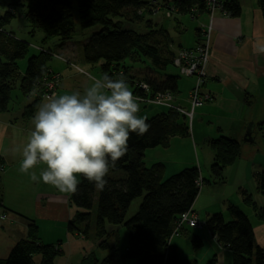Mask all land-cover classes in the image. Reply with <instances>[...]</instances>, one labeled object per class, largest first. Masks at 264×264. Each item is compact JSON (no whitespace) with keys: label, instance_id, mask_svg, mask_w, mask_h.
I'll return each mask as SVG.
<instances>
[{"label":"trees","instance_id":"1","mask_svg":"<svg viewBox=\"0 0 264 264\" xmlns=\"http://www.w3.org/2000/svg\"><path fill=\"white\" fill-rule=\"evenodd\" d=\"M75 2L79 28L98 27L96 32L80 42L84 64L98 67L103 75L115 78L120 71L125 75L130 71L132 73L127 63H134L129 58L137 56L155 75L142 73L140 78L129 75V87L133 88V80L139 79L146 83L150 94L178 93L180 76L165 73L172 66L173 57L170 48L172 42L167 33L153 30L156 26L150 20L145 22L147 32L144 33L122 29V21L136 25L144 22L141 14L151 11L148 0ZM259 2L264 9V0ZM220 4L226 15L239 17L241 8L238 0H220ZM167 6L176 8L180 15L192 16L196 12L203 14L208 11L205 0H170ZM17 11L28 25L29 36L37 32L42 35L38 50L33 51L30 43L9 29ZM75 34L72 0H0V114L10 111L13 102L11 94L16 89L24 98L38 96L23 107L24 119L29 120L34 116L39 94L48 79V63L55 49L72 42ZM50 42V46L46 47ZM21 61H25L22 71L19 68ZM132 91L138 96L144 94L141 90ZM146 123L150 127L144 135L130 134L128 150L105 177L108 185L103 191L81 176L78 178V191L69 194V204L74 213L66 224L67 233L86 238L94 225L95 234L100 239L98 247L106 254L101 259H94L92 264H125L128 259L134 260L135 264H172V259L176 257L177 249L172 244L175 237L172 234L177 228L178 218L193 211L204 180H201L194 166L165 177L164 164L156 162L146 166L143 162L135 161L130 152L132 146L137 147L139 153L155 148L167 149L172 139L190 135L188 118L174 109H165L146 118ZM208 144L213 154L210 166L212 179L221 182L223 170L240 157L241 144L225 136L210 140ZM1 166L2 161L0 169ZM254 180L257 193L264 197V170L257 172ZM242 195L245 206L252 210L259 222L264 223V207H257L249 194L242 192ZM135 200H140L137 211L127 218L130 205ZM3 208L6 210L0 190V211ZM228 210L233 218L229 222L221 214L207 215L204 224L210 235L230 251L232 264H264V247L255 244L248 217L236 207L231 206ZM93 215L95 220L92 224ZM107 226L125 229L127 246L124 251H119L116 235H113L112 244H108L106 239L112 237V233H109ZM187 229H181L180 234ZM192 239L199 242L198 236L193 235ZM60 245L61 242L44 243L35 222L29 221L26 238L15 243L0 264H34L36 256L40 257L39 264H53L54 259L63 253ZM185 264L196 263L189 260Z\"/></svg>","mask_w":264,"mask_h":264},{"label":"crops","instance_id":"2","mask_svg":"<svg viewBox=\"0 0 264 264\" xmlns=\"http://www.w3.org/2000/svg\"><path fill=\"white\" fill-rule=\"evenodd\" d=\"M154 1L163 4V6L164 4L165 6L169 5L170 2V0ZM238 2L241 13L239 17L236 18L216 12L211 14L212 16L208 22V17L206 16L208 13L205 12L199 14L196 20L192 21L189 17L190 15H180L178 12L174 11L172 17L168 19V21H174V26H168L169 31L174 34L175 32L179 33L185 30L183 26V21L185 22L184 17H189V21L195 24L192 36L193 40L190 44L183 45L179 43L180 40L176 34L174 38L169 36L173 41V48L175 49L190 48L195 45L201 39L199 31H202L205 25L211 22L213 29L210 35V57L205 71L206 75L201 85V93L208 95L212 100L198 107L199 109H194L190 135L186 138L172 139L166 150L161 149L163 152L170 149L174 150V148L183 149V145L184 148L187 147L192 149V147H190L191 142H188L191 136L195 145L196 141L202 144H208V141H210L209 138H217L219 135L226 136L225 133H223L226 130H230V132L232 130V133L236 132V134H239L241 137H252V133L249 131L250 125L253 123L251 116H256L252 112L253 107L255 104H264V54L256 55L253 52L254 45H264V9L261 7L259 0H238ZM164 17V9H161L158 13V17L155 15L153 21L154 24L168 31L165 25L167 19ZM171 50L172 52L174 51L172 48ZM55 53L59 57H62V59L54 57V62L49 66V70L59 74L61 77L57 94L71 93L76 90L82 91L84 85L87 83V75H83L79 70L70 67V62L75 63V65L87 71V73L102 76L98 67L84 64L81 52L77 50L74 42L66 43L63 47L55 49ZM187 84L189 86L186 89L187 100L184 98L186 93L183 94V96L181 95L180 98H177L182 99L185 103L178 101L173 103V105H177L186 111L190 110L188 96L189 92L196 85V80L193 81V83L188 81ZM177 94H179V88ZM41 100L44 101L45 99ZM40 101L38 106L42 103ZM15 109L17 110V108ZM148 109L149 108L143 111L140 110L139 115L145 113V116L142 117L149 118L164 111L162 108H155L153 109L154 111H148ZM18 111L21 112L20 109H18ZM20 112L18 115L10 112L12 116H0V135L4 132H8L10 143L16 146L17 149L6 155L5 160L4 157L2 158V166L0 169V190L2 193L3 206L6 208V210L3 208L2 211H0V215L3 214L5 216L3 219H0V260L6 259L15 243L26 238L29 221H34L38 228L40 227L38 223L41 220H44L46 223H51L52 229H56L59 224V228L62 230L64 228L66 229V224L74 213L73 208L69 204V194L61 193L55 187L45 184L42 181L39 183L33 182L28 175L19 172L18 169L20 160L22 159V148L33 129V117L29 120L24 119ZM203 116H209L212 119H214L215 116H228L226 119H229L230 123L229 125L223 126L216 123L217 125L214 127V130L211 129L206 131L204 129L201 131L200 125ZM256 123L257 121L252 125ZM195 125L197 127L196 130ZM214 134L215 136L213 137ZM138 151L137 147H131V154L135 156L133 157L134 160L143 162L146 166L156 162L162 164L167 163L164 157H158L157 159L155 156H152L150 150H146L142 153ZM206 153L205 156H209V159L212 160V152ZM203 156L196 151V158L193 163H190L192 164L191 166L197 165L199 168H204L202 164ZM42 168L43 165H38L33 171L39 175ZM174 172H179V169L175 171L171 170L167 173L165 168V177L175 174ZM192 210L194 211L193 208ZM196 229L197 228L190 229L191 233H195L194 231H196ZM186 233H188V230L184 234ZM64 236L68 237L66 246L70 248L71 253L63 245L62 235H59L55 239L54 237L48 239V241H43V235L41 234L39 237L44 243L55 244L56 242H61L60 249L63 253L61 256L54 259L53 264H80L78 259L83 248V240L87 237L83 238L77 235H70L67 233V230ZM195 236L200 237L201 235L197 234ZM212 239L215 240L213 237ZM172 241H174V239ZM215 243L218 246V251L219 248L222 249V251L220 250V253H218V260H214V262L216 261L215 264H232V257L229 254V250L219 245L216 240ZM174 246L177 249L176 243ZM73 255L77 256L75 257L76 259H73L71 262V257ZM95 256L96 254L88 255L89 264L93 263V260L96 259ZM175 258L176 257L172 259V264H185L186 261H188L185 260L180 262ZM33 261L34 264H39L40 257H34Z\"/></svg>","mask_w":264,"mask_h":264},{"label":"rangeland","instance_id":"3","mask_svg":"<svg viewBox=\"0 0 264 264\" xmlns=\"http://www.w3.org/2000/svg\"><path fill=\"white\" fill-rule=\"evenodd\" d=\"M148 3H149V6L148 5L147 6L149 10L151 11H149V13L148 11L143 12L142 14L140 13L143 16L144 22L142 21V23L136 25L129 21H122V29H129V30H133L139 33L147 32V29L145 27L146 26L145 22L147 20H150L154 24L153 20L155 18V15L156 17H158V13L161 11V9H164V16H165L164 18L167 19L165 21L166 27L168 28V26L169 27L172 25L174 26V21H168V19L172 17V14L174 11L177 12L176 8L172 6L171 7L165 6V4L163 6V4H160L154 0H148ZM220 5H221L220 3L215 4L214 11L212 12L210 11L209 13L208 11L206 12L208 13L206 15L208 17V22L212 16L211 14L216 13V12H220L224 14L223 8H221ZM192 12L195 13V10H192ZM72 14H73L75 28H76V34L72 42L76 44V48L79 51L80 42L82 41V39L87 37L89 34L91 35L92 33L96 32L98 30V27H93V28H89L85 30H81L79 28L75 0H72ZM21 16L22 14L19 11H17L15 18L12 20L11 24L8 27L9 29L13 30L16 36L20 37V39L24 40L27 43H30L31 49L33 51L38 50L39 45H41L42 35L37 32L33 36H29L28 35V31H29L28 25ZM198 16H199V13L196 12L194 15L192 16L190 15L189 17L192 19V21H195ZM189 17H184L185 22L183 21L184 23L183 26L185 27V30H182L179 33L175 32V34L179 37V40H180L179 43H182L183 45L190 44L193 40L192 36L194 33L195 24L189 21L188 19ZM208 24L205 25V27H207ZM154 26L156 27H153L152 28L153 30L155 29V30L161 31L162 33L166 32L167 35L171 36L172 38L176 36L173 32L169 31V28H168V31H169L168 32L163 27H160L156 24ZM210 26H211V29H213L212 25ZM199 34L202 36L203 30L202 31L200 30ZM171 42H172L171 44L172 46L170 45V48L174 50L175 48H173L174 47L173 41L171 40ZM50 44L51 42L48 43L46 47L50 46ZM195 45H193L190 48H177L173 51V57H172V63H171L172 66H170L165 73L167 75H179L180 76L178 80L179 94L172 95L171 99H166L165 101H167L166 102L167 105H165V103L163 102H160L157 99L156 94H150L148 92V89L145 88L147 87V85L144 81L142 80L138 81L139 79L133 80L135 82V86H133V88L129 87L130 90L131 91L134 89H136L137 91L141 90L144 93L142 94V96L133 94L134 97L137 98L140 104L141 111L146 110V108H149L148 111H154L153 109L155 108H160V109L162 108L163 110H165V109H170V106H173L175 108H181L177 105L176 106L173 105V103L177 101L185 103V101H183L182 99H177V98H180L181 95L183 96V94L186 93V89L187 87H189L187 84L188 81L193 83V81L195 80L197 81L199 80V78L197 76L196 77L195 76L184 77L180 75L179 74L180 67H182V64L176 65L174 61L178 57L179 53L186 51L185 49H189L188 51L190 50L193 51L194 48L196 47ZM209 50H210V43H209V48H208V54H207V60H206L207 63L205 65V71H206V67L209 61V57H210ZM52 57L53 58L48 63L49 66H51V64L54 62L53 60L54 57L57 58L59 56L55 53L52 55ZM129 59L134 62V63H130V62L127 63L128 65L131 66L130 69L132 70V73L130 71L129 72L130 74L127 73L125 75L123 72L120 71L119 74H124L126 77L131 75L133 78H140L143 76L142 73L144 74L150 73L149 70H147L146 68L145 62L142 61L141 63L140 58L138 59L137 56H132V58H129ZM135 60H138V61L135 62ZM24 66H25V61H21L19 63V68L21 71L23 70ZM69 66L79 70V72H81L83 75L87 74V71L79 68V66L75 65V63L70 62ZM99 72L100 74L103 75L100 69H99ZM52 73H55V72H52ZM150 74L151 76L155 75V73H150ZM56 76H58L57 81H58V86H59L61 77L57 73H56ZM190 92H194V93L192 97L188 96V104H189L190 110H188L187 112H192V114L194 113L193 111L195 108L201 107L204 103L210 102L212 100V98L210 97L207 100H202L201 94H198L197 91L195 90H191ZM56 94H57V91H56ZM41 95L42 93L39 94V101L41 99H45V98H42ZM186 96H187V93L184 96V98L187 100ZM35 97L37 98L38 96L30 95L28 98H24L20 96V94L18 93L16 89H14L11 94V98L13 102L11 103L12 107L10 111H8L7 113H2L0 114V116H8V115L12 116L10 112H13V114H15L18 111V109H20L21 112L18 111L16 114L18 115V113L20 112L23 117L24 105L31 102L33 99H35ZM196 100H197V103H196ZM194 101L196 104L195 107L192 106ZM40 102H43V101L41 100ZM15 108H17V110ZM252 112L253 114L256 115V116H251L253 119L252 124H254L257 121L255 125H252V124L250 125L249 131L252 133V137L251 136H248L247 138L244 136L241 137L239 136V134L237 135L236 132H233L234 133L233 134L232 130L231 132L230 130L229 131L226 130L224 132L222 131L223 133H225V135L228 138L234 139L241 144V153H240V157L235 161L233 165L223 170L222 172L223 180L221 182H214L212 179V175L210 172V166H211L212 160L209 159V156L208 157L205 156L207 154L206 152H211L209 144L207 143L202 144L196 141V145H195V143L193 142L192 136L189 138V141H188V142H191L190 147H192V149L187 148V147L184 148V145L182 146L183 149L174 148V150L170 149L165 152H163V150H166V149L161 150L162 148L149 149L150 152L152 153V156H155L157 159L158 157H164V159L167 161V163L164 164L167 173L170 172L171 170L175 171L176 169H179V171H181L184 169V167H187V168L192 167L191 166L192 164L190 163H193V161L195 160L196 151H198L200 155L202 156L204 155L202 157V161H203L202 164L204 168H199L197 165L194 166L200 172L199 174L202 178L201 180H204L200 187V192L193 204L194 212L198 215V218L200 220V223H202V226L197 227L196 231H194L195 233L193 232L191 233V230L187 229L188 233L180 234L179 237H175L174 241H172L173 244L176 243L177 245V254H176L175 259L180 262L185 261V260H188V261L195 260L196 264H215L216 261L211 262V260H218V253H220V250L222 251V249L219 248V251H218V246L215 243V240L212 239L206 225L204 224V220L206 219L207 215L221 214L226 222L231 221L233 218L231 217L229 210H228V208L231 206L238 208L248 217L253 227L255 244L261 247H264V223L259 222L257 219H255L250 208L246 207L245 204L242 202V196H243L242 192H245L251 196L253 203L257 207H264V197L261 196L259 193H257L255 180H254V175L257 172L264 170V104L263 103L255 104ZM140 116H145V113ZM226 118H228V116H215L214 119L210 118L209 116H203L202 122L200 125V130L201 131H203L204 129L206 131H209L211 129L214 130V127L217 125L216 123H219L222 126L229 125L230 123L229 119H226ZM192 119H193V116L190 119L188 118L190 129H192ZM211 123H214V124H211ZM196 129L197 127L195 125V130ZM8 136H9L8 132H4L0 135V159L1 161L3 157L5 160L6 155H8L10 152H14L17 150L16 146L10 143ZM214 136L215 134L213 135V137ZM219 136H224V135H219ZM217 138H209V140H213ZM162 155H166L167 158L166 156H162ZM132 157H135V156H132ZM139 204H140V200H135L131 203L129 211L126 216L127 218L135 214ZM2 216L3 218L5 217L2 214L0 215V219H3L1 218ZM92 220H93L92 222L93 224L95 220L94 215L92 217ZM38 224L40 226L38 228V235L39 236L40 234L43 235V241H48V239H51L53 237L55 239L59 235H62L63 236L62 243L71 253L70 248L66 246L68 237L64 236V233L66 231L65 228L61 230L59 228L60 225L58 224L56 229L55 228L52 229L51 223H46L44 220L39 221ZM107 230L109 231V233H112V237H108L106 239L108 240L107 241L108 244H112V241L114 239L113 235H116L119 239V251H124L127 246V235H126L125 229L121 226L120 227L107 226ZM196 233L201 235L200 237H198L199 242H195L192 239V235L193 234L197 235ZM99 241L100 239L98 240V237L95 234L94 225H92V228L89 234L87 235V238L83 240V244H82L83 248L81 250V255L78 259L79 260L78 262L80 264H89V260L87 258L89 254L91 255L96 254L95 256L96 259H101L104 256L103 255L104 252H102L100 248L98 247ZM229 254L231 256L230 251H229ZM76 256L77 255H73L71 257V262L73 261V259H76L75 258ZM125 264H135V261L132 259H128L126 260Z\"/></svg>","mask_w":264,"mask_h":264},{"label":"clouds","instance_id":"4","mask_svg":"<svg viewBox=\"0 0 264 264\" xmlns=\"http://www.w3.org/2000/svg\"><path fill=\"white\" fill-rule=\"evenodd\" d=\"M253 52L264 54V45H254ZM86 75L82 91L53 94L38 106L21 152L19 172L65 194L78 191L81 176L103 191L130 134L142 136L150 127L124 74ZM38 165L39 175L33 171Z\"/></svg>","mask_w":264,"mask_h":264},{"label":"built area","instance_id":"5","mask_svg":"<svg viewBox=\"0 0 264 264\" xmlns=\"http://www.w3.org/2000/svg\"><path fill=\"white\" fill-rule=\"evenodd\" d=\"M220 3V0H205V5L208 10V12H212L215 10V4ZM225 14V13H224ZM210 25L211 22L209 23ZM208 24L207 27H204L203 34L201 36V39L198 41V43L195 45L193 51H188L189 49H185V52L179 53L178 57L175 59V64L180 65L182 64V67H180V75L184 77L188 76H197L199 80L196 81V85L192 90L197 91L198 94H201L202 100L209 99V96L206 94L201 93V85L204 81V77L206 75L205 73V65L207 60V54H208V48L210 43V34L212 32L211 26ZM188 51V52H187ZM48 79L43 85V91L42 98H46L49 96H52L53 94H56L58 86V76H56V73H52L51 71L48 72ZM147 89V87H145ZM194 92H190L189 97L193 96ZM157 99L160 102H163L166 104V99H171L170 93H157L156 94ZM157 100V101H158ZM172 101V100H171ZM197 103V100H196ZM195 101L193 102L192 106L195 107ZM170 109H174L175 111L183 114L184 116H187V118H191L193 116L192 112H187L184 109L181 108H175L173 106H170ZM193 109V108H192ZM3 218V216L1 217ZM202 223H200V220L198 218V215L194 211H190L186 214L181 215L178 218V224L177 228L172 234V237H179L180 230L183 228L193 229L197 227H201ZM171 237V238H172Z\"/></svg>","mask_w":264,"mask_h":264}]
</instances>
